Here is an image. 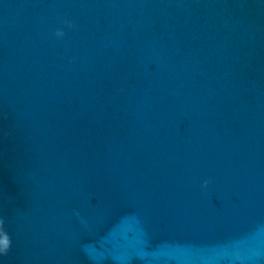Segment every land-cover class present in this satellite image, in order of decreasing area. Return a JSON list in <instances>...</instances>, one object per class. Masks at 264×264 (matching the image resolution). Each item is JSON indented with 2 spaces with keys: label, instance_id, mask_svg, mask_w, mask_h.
Segmentation results:
<instances>
[{
  "label": "water",
  "instance_id": "obj_1",
  "mask_svg": "<svg viewBox=\"0 0 264 264\" xmlns=\"http://www.w3.org/2000/svg\"><path fill=\"white\" fill-rule=\"evenodd\" d=\"M0 218V264H264V0H0Z\"/></svg>",
  "mask_w": 264,
  "mask_h": 264
},
{
  "label": "clouds",
  "instance_id": "obj_2",
  "mask_svg": "<svg viewBox=\"0 0 264 264\" xmlns=\"http://www.w3.org/2000/svg\"><path fill=\"white\" fill-rule=\"evenodd\" d=\"M65 24L72 28L74 25L71 21L66 20ZM65 32L63 29H58L56 31V36L63 37ZM205 186L209 183V181H205ZM0 241H4V244L0 246V255H6L12 246V239L9 232L6 229V222L3 218H0Z\"/></svg>",
  "mask_w": 264,
  "mask_h": 264
},
{
  "label": "snow or ice",
  "instance_id": "obj_3",
  "mask_svg": "<svg viewBox=\"0 0 264 264\" xmlns=\"http://www.w3.org/2000/svg\"><path fill=\"white\" fill-rule=\"evenodd\" d=\"M4 244V241H0V246H2Z\"/></svg>",
  "mask_w": 264,
  "mask_h": 264
}]
</instances>
